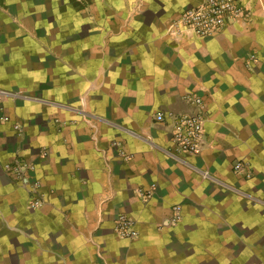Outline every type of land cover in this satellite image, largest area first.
I'll list each match as a JSON object with an SVG mask.
<instances>
[{"label":"crops","instance_id":"obj_1","mask_svg":"<svg viewBox=\"0 0 264 264\" xmlns=\"http://www.w3.org/2000/svg\"><path fill=\"white\" fill-rule=\"evenodd\" d=\"M200 1L0 0V264H264V0L214 37L173 34ZM189 95L203 139L181 163L155 115L194 112Z\"/></svg>","mask_w":264,"mask_h":264},{"label":"built area","instance_id":"obj_2","mask_svg":"<svg viewBox=\"0 0 264 264\" xmlns=\"http://www.w3.org/2000/svg\"><path fill=\"white\" fill-rule=\"evenodd\" d=\"M249 10L245 0H201L200 3L183 10L173 22L172 33L175 35L193 34L200 38H211L222 32L234 21L246 20ZM195 106L192 113L175 114L157 113L155 119L158 122L169 120L168 132L172 143L171 150L166 152L181 163L184 157L197 154L200 151L203 139L204 107L202 101L196 95L185 97ZM3 118H0V122ZM18 129L17 126H15ZM5 170L15 177L16 180L25 182L30 186L31 192L38 195L40 183L32 179L34 164L30 161L16 160L13 164H5ZM203 176H208L203 172ZM142 197L148 198L152 189L146 192L139 191ZM42 204L40 197L31 200L29 207L37 208ZM172 222L180 218L179 206L173 207ZM115 234L120 238L134 239L137 232L134 228L133 219L127 214H119L114 221Z\"/></svg>","mask_w":264,"mask_h":264}]
</instances>
